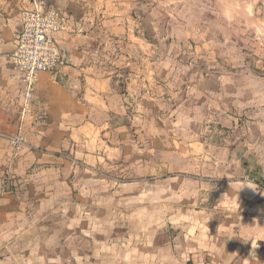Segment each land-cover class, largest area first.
Here are the masks:
<instances>
[{"label":"rangeland","instance_id":"obj_1","mask_svg":"<svg viewBox=\"0 0 264 264\" xmlns=\"http://www.w3.org/2000/svg\"><path fill=\"white\" fill-rule=\"evenodd\" d=\"M43 1L66 19L61 46L77 53L84 76L110 80L113 108L94 111L103 161L58 154L79 176L55 185L61 196L42 213L46 234L61 238L62 264L74 249L78 264H153L166 244L182 258L187 239L227 241L226 224L171 216L183 206L214 219L236 183L262 180L249 153L259 150L256 120L264 122V0ZM30 127L0 133V169L5 159L47 152ZM182 190L190 197H177Z\"/></svg>","mask_w":264,"mask_h":264},{"label":"crops","instance_id":"obj_2","mask_svg":"<svg viewBox=\"0 0 264 264\" xmlns=\"http://www.w3.org/2000/svg\"><path fill=\"white\" fill-rule=\"evenodd\" d=\"M29 6L30 0H0V133H23L28 124L39 134L36 145L47 152L1 162L2 177L12 179V183L6 185L0 180V264H62L61 238L58 236L56 241L55 230L46 234L42 213L48 200L61 196L55 185L61 188L66 180L76 181L79 177L66 161L60 162L59 153H68L87 164L103 161L102 143L97 136L103 131L97 128L102 122L95 121L94 111L112 115L111 82L105 77L84 76L83 68L77 66V53L62 47L60 40L64 63L54 73L38 75L32 99L25 106L26 86L13 69L10 54L21 12ZM235 97L237 100L238 95ZM256 121L260 123L256 134L259 130L261 135L254 145L259 150L249 154L259 159L253 166L258 165V171L264 173V122ZM261 177L262 180L253 177L260 181L258 184L250 182L247 175L236 183L239 192L230 193V207L220 209L214 219L203 212L196 214L193 207L187 211L183 206L175 209L173 224H226L231 230L229 239L218 242L202 235L187 239V248H181L182 258H176L173 248L166 244L156 249L153 264H264V175ZM232 185L221 187V197ZM177 193H181L177 195L180 199L190 197L187 190ZM177 193L172 192V198ZM153 203L157 208V198ZM178 241L174 244L178 245ZM69 258L70 264H78L76 249L70 250Z\"/></svg>","mask_w":264,"mask_h":264},{"label":"built area","instance_id":"obj_3","mask_svg":"<svg viewBox=\"0 0 264 264\" xmlns=\"http://www.w3.org/2000/svg\"><path fill=\"white\" fill-rule=\"evenodd\" d=\"M21 31L14 33L15 46L10 61L26 86L25 106L32 99L33 87L41 73H54L64 63L60 37L67 30L62 13L43 0H30L29 8L20 15ZM16 147L23 145L22 136L11 139Z\"/></svg>","mask_w":264,"mask_h":264},{"label":"water","instance_id":"obj_4","mask_svg":"<svg viewBox=\"0 0 264 264\" xmlns=\"http://www.w3.org/2000/svg\"><path fill=\"white\" fill-rule=\"evenodd\" d=\"M16 31H17V32H20V31H21V24H19V27L17 28Z\"/></svg>","mask_w":264,"mask_h":264}]
</instances>
